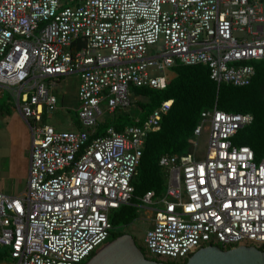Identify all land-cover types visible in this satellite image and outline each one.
Masks as SVG:
<instances>
[{
	"label": "built area",
	"instance_id": "built-area-1",
	"mask_svg": "<svg viewBox=\"0 0 264 264\" xmlns=\"http://www.w3.org/2000/svg\"><path fill=\"white\" fill-rule=\"evenodd\" d=\"M64 1L0 0V96L10 90L32 134L26 191L0 190V246L15 264H83L114 232L111 212L132 202L146 139L173 100L92 138L103 102L114 113L136 88H166L177 64L208 66L219 85H249L264 59V0ZM75 73L77 129L39 123L58 107L52 90ZM253 120L204 111L195 137L208 133L206 154L194 144L161 158L165 193L142 198L156 206L145 237L152 255L185 261L209 246H264V155L234 143Z\"/></svg>",
	"mask_w": 264,
	"mask_h": 264
},
{
	"label": "trees",
	"instance_id": "trees-1",
	"mask_svg": "<svg viewBox=\"0 0 264 264\" xmlns=\"http://www.w3.org/2000/svg\"><path fill=\"white\" fill-rule=\"evenodd\" d=\"M254 65L256 74L251 83L235 86L226 83L219 85L211 78L208 66L177 64L172 68L175 77L166 88L134 89L132 104L141 109L142 115L139 118L130 113L117 114L122 110L117 109L115 116L99 122L97 134L92 135V138L105 135L109 127L122 132L129 125H139L164 101L173 100L170 110L162 117L161 128L151 132L146 139L138 174L133 180L135 193L132 202L113 210L110 215L115 228L130 225L138 219L137 207L145 194L154 191L160 197L165 193L168 175L160 164L161 158L165 155L192 153L195 130L202 122L204 111L217 108L229 113H251L254 116L253 122L238 132L234 143L237 146L251 147L259 158L264 155V59ZM124 234L126 233L113 232L110 242ZM141 249L148 259L159 262L184 264L188 260L173 262L153 258ZM260 249L264 251V247ZM2 254L10 255L8 251Z\"/></svg>",
	"mask_w": 264,
	"mask_h": 264
},
{
	"label": "rangeland",
	"instance_id": "rangeland-1",
	"mask_svg": "<svg viewBox=\"0 0 264 264\" xmlns=\"http://www.w3.org/2000/svg\"><path fill=\"white\" fill-rule=\"evenodd\" d=\"M66 3L70 2L67 1ZM149 50L150 54L157 52V48L154 46L150 47ZM167 71L172 77L175 75L172 68H169ZM79 86V74L75 73L63 77L58 87L52 90L59 100L57 109L52 113L44 111L42 116H40L39 123L53 125L59 130H76L80 107L78 100ZM3 92V95L0 96V190L7 195L17 196L26 191L28 187L32 134L29 124L19 114L16 101L10 90L4 89ZM101 107L104 112L100 119L101 121L115 116L114 113L108 112L106 101L102 103ZM119 113H130L136 118L142 115L141 109L134 103L124 107L117 114ZM207 143V132L193 139V144L199 145V155L201 157L206 154ZM193 149H195L194 146L192 147ZM152 208H156V206L141 202L137 207L138 219L130 225L115 228L114 232L120 231L131 234L137 244L144 249L147 256L158 258L150 253L145 242L146 233L151 228L150 219L154 216ZM110 240L111 238L99 247L96 252L108 244ZM260 247L263 248L264 246ZM1 249L3 251L8 250L7 247H1ZM89 259H86L84 263H87ZM162 259L173 261L168 258Z\"/></svg>",
	"mask_w": 264,
	"mask_h": 264
},
{
	"label": "water",
	"instance_id": "water-1",
	"mask_svg": "<svg viewBox=\"0 0 264 264\" xmlns=\"http://www.w3.org/2000/svg\"><path fill=\"white\" fill-rule=\"evenodd\" d=\"M85 264H173L148 259L131 234H124L103 246ZM184 264H264V251L256 246L222 249L204 247Z\"/></svg>",
	"mask_w": 264,
	"mask_h": 264
},
{
	"label": "crops",
	"instance_id": "crops-1",
	"mask_svg": "<svg viewBox=\"0 0 264 264\" xmlns=\"http://www.w3.org/2000/svg\"><path fill=\"white\" fill-rule=\"evenodd\" d=\"M173 77H175V75H173ZM3 111V110H2ZM25 192V191H24ZM24 192L20 193V194H23ZM19 194V195H20ZM12 196V195H11ZM2 246H0V264H15V261L14 259H11V256L10 255H6V254H2V253H5L6 251L9 252V249L6 250V251H3L1 249Z\"/></svg>",
	"mask_w": 264,
	"mask_h": 264
}]
</instances>
